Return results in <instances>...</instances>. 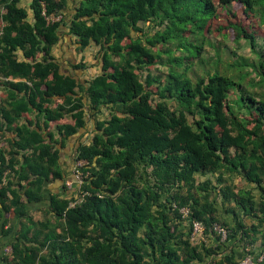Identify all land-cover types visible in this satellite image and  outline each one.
<instances>
[{
	"label": "trees",
	"instance_id": "trees-1",
	"mask_svg": "<svg viewBox=\"0 0 264 264\" xmlns=\"http://www.w3.org/2000/svg\"><path fill=\"white\" fill-rule=\"evenodd\" d=\"M20 1L0 0V135L14 134L9 148L0 146L2 227L6 213L24 215L26 202L42 199L44 182L61 176L54 132L47 140L29 115L41 117L45 129L55 123L66 137L86 125L85 108L90 117L110 111L77 149L86 180L75 195L50 198L53 228L39 222L43 237L11 243L0 264H240L246 255L264 264V94L255 99L242 88L245 74L215 68L192 79L187 66L173 68L184 60L174 48L198 55L201 46L187 32L201 35L219 5L240 3L263 18L264 0H80L68 32L79 50L91 42L101 50L100 72L86 89L60 74L52 55L64 20L45 16H62L67 0ZM147 22L157 27L153 34L133 33ZM229 27L253 47L252 33L239 23ZM160 62L169 63L163 80L150 71L139 78ZM259 76L264 84V71ZM82 191L88 194L68 207ZM193 220L214 245L195 241Z\"/></svg>",
	"mask_w": 264,
	"mask_h": 264
},
{
	"label": "crops",
	"instance_id": "crops-1",
	"mask_svg": "<svg viewBox=\"0 0 264 264\" xmlns=\"http://www.w3.org/2000/svg\"><path fill=\"white\" fill-rule=\"evenodd\" d=\"M19 4L26 7L29 6V1L21 0ZM80 0H67V5L63 10V20L64 23L60 26L59 29V40L52 47V55L54 62L58 65V70L60 74L68 75L72 77L78 85L87 87L88 82L96 74L93 72L96 70L97 61L95 59L97 46L94 42H91L85 49L79 50V43L76 41V37L69 33V23L72 16L76 13V8L79 6ZM29 18L32 16L30 14ZM18 57L23 58L22 54L18 52ZM17 80V79H14ZM1 95V92H0ZM83 96V102L86 105L89 104L85 92H81ZM86 111V125L82 128H79L78 131L72 135L62 137L61 134L55 132L54 125L51 124V128L45 129L44 120L41 117H36V113H31L28 119H32V127H36V124H39L40 128L36 127L40 132L45 135L48 131L54 132V148L58 151V164L61 171L60 177H55L48 181H45L42 189V199L39 201H30L26 202V212L19 218H15L13 213L10 211L4 216V225H0V260L2 257L8 255V249L11 248V243L18 242L21 246L28 245L34 242L32 241L35 237L34 235L39 232V238L41 239L46 233L39 222L49 221L50 226L47 230L53 228V224L56 223V218L50 208V198L53 195L59 197H71L75 195L78 191V184L74 176V169L76 161V153L80 144H88L91 141L92 135L94 133L95 119H98V115L95 117H90L87 108ZM65 122L67 118L62 119ZM4 137L0 135V146H5L9 148L7 139L13 138L14 134L12 132H5ZM45 138L47 140L48 137ZM18 158L21 160L20 156ZM212 177V175H208ZM200 179H204L205 176H199ZM236 182V177H232ZM32 218L33 222H29L27 219ZM56 231H60V228L57 227ZM202 236V235H198ZM202 240L210 245H214L215 238L211 237H202ZM200 240V241H202ZM235 245V241H230L228 243V249L232 248ZM239 247L236 246L235 250L239 252Z\"/></svg>",
	"mask_w": 264,
	"mask_h": 264
},
{
	"label": "rangeland",
	"instance_id": "rangeland-1",
	"mask_svg": "<svg viewBox=\"0 0 264 264\" xmlns=\"http://www.w3.org/2000/svg\"><path fill=\"white\" fill-rule=\"evenodd\" d=\"M218 7V14L209 21L201 35L195 36L187 32L189 39L195 45L201 46L198 55L191 57L184 49L174 48L173 55H182L184 60L182 66L173 68L180 71L184 66H187L186 72L192 79L204 75L206 71L212 72L215 68L220 72L232 75L234 78H237L240 74H245L242 88H249L255 93V99H259L264 94V84L259 82L261 77L259 73L264 71V17L261 18L259 11L250 12L245 10L240 3H232L227 8H222L220 5ZM230 23H239L248 32L252 33L253 47L250 46L248 39L241 37L237 40L235 38L236 33L229 27ZM139 26L142 32L133 33L142 35V38H144V34H153L157 29L151 22L140 23ZM156 48H160V45L158 44ZM163 58L162 61L166 60L167 56L163 55ZM95 59L97 67L93 74L100 72V49L97 50ZM158 59L160 61V58ZM260 64H262V68H260ZM168 67V62L165 64L156 63L154 66L140 70L139 78L144 80L147 72L150 71L155 75H159L163 80L168 72ZM231 97H235V93H232ZM169 103L171 104V102ZM109 111L108 108L103 107L102 112L98 114V119L108 118ZM236 182L240 183L239 179H236ZM255 192L258 194L257 190ZM200 235H203V233ZM202 237L205 236H197L195 241L202 240ZM258 244H260V241Z\"/></svg>",
	"mask_w": 264,
	"mask_h": 264
},
{
	"label": "built area",
	"instance_id": "built-area-1",
	"mask_svg": "<svg viewBox=\"0 0 264 264\" xmlns=\"http://www.w3.org/2000/svg\"><path fill=\"white\" fill-rule=\"evenodd\" d=\"M44 14V12H43ZM61 15H49V16H45L47 21H59L61 19ZM85 164V161L79 160L76 163L75 169H74V176L76 179V182L78 184V187L86 180V177L88 176V172H84L81 169V166H83ZM88 194L87 191H82L81 193H79L77 196H75L76 198L74 200H71L69 202L68 207H73L75 206L77 203L81 202L83 200L84 195ZM188 208H182L181 212L183 213V217H186V215L188 214ZM204 230V226L200 221L197 220H193L192 221V236L196 237L200 234H202ZM213 230L220 235L221 239H225L226 235H227V231L224 227L220 226L219 224H214L213 225ZM8 254L11 253V248L8 249ZM262 255H259L258 260L262 259ZM240 264H253V260L252 257H250L249 255H246L243 259H241Z\"/></svg>",
	"mask_w": 264,
	"mask_h": 264
}]
</instances>
